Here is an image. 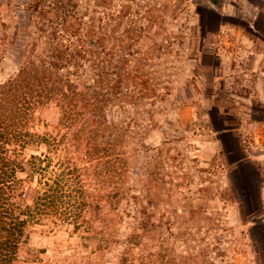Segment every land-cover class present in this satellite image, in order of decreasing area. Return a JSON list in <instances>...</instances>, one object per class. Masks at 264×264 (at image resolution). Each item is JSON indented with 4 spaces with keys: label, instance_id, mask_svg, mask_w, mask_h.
Instances as JSON below:
<instances>
[{
    "label": "rangeland",
    "instance_id": "374dc122",
    "mask_svg": "<svg viewBox=\"0 0 264 264\" xmlns=\"http://www.w3.org/2000/svg\"><path fill=\"white\" fill-rule=\"evenodd\" d=\"M26 60L64 94L31 84ZM0 92V132L25 135L0 140L14 200L71 156L87 203L123 204L120 229L107 204L84 241L32 226L10 264H264V0H0ZM98 103L107 151L79 157ZM32 155L48 156L44 175Z\"/></svg>",
    "mask_w": 264,
    "mask_h": 264
},
{
    "label": "trees",
    "instance_id": "16d2710c",
    "mask_svg": "<svg viewBox=\"0 0 264 264\" xmlns=\"http://www.w3.org/2000/svg\"><path fill=\"white\" fill-rule=\"evenodd\" d=\"M25 64H29L30 66H32V69L30 71L32 78L29 79L30 81H32L31 84H39V86H43L42 90L46 91L45 94L51 93L53 91H60V94H64V92H62V89H59L60 86L58 87L59 80H57V78L45 76L46 73H49V68L47 66L41 65L38 68H35L36 66L34 67V62H31L30 60H26ZM25 64L19 69L20 73H23L25 72V70H27ZM38 72L41 74V78ZM53 75H55L54 72ZM31 84L28 85L30 86ZM67 87L68 86H66V88ZM31 90L33 91V88H31ZM100 97H103V95H101ZM100 97L98 98V96H96L94 100L99 102L101 101ZM70 105L71 103H68L67 109H70ZM92 107L94 108L93 110H96V112L98 113L97 119L95 121L96 125L94 126V128L91 129L89 127V123H87L80 129H78L77 132L73 135V141L83 142L84 140H82L81 137L86 138L85 142L88 143V148L84 153L79 152V146L75 145V147L78 148V152L80 153L79 157L83 156V158H88L90 155L102 151V148L107 151V147L99 143L101 141L100 136H102L99 133L103 131L98 127H100L101 125L102 127H105L106 123L109 120L105 119L103 111H101L102 106L99 105V103L98 105L96 104ZM19 119L20 116L14 117V122ZM121 121L122 120L118 115L117 120L113 123V125L117 126L121 123ZM25 133L26 137H28L27 140L36 139L37 141H42L43 143L52 140L50 138H47V136H35L30 135L27 132ZM24 137L25 135H21L19 137L16 136V134H11V132L8 133L7 131L6 133L0 132L1 143L2 141L12 142L15 141V139L19 138L24 139ZM27 140L19 141L25 142ZM44 145L47 146V144ZM62 145L64 146L63 143ZM50 147L53 148V143H50ZM4 150L5 148L0 147V153H4ZM1 157L0 167H6L0 168V173H2L0 174V264L12 263L14 257H16L19 244L26 238L32 226L48 225V227H54V225L57 226L59 223H69L72 225V230L75 232V234H77L79 238L84 241L88 237H86L83 233L91 232L93 222H100L104 218L106 220L105 212L107 210V204L109 208H111V206L113 207L112 210L109 208L108 209L110 211H113L117 219L121 220L119 224L111 223L110 225L112 227H117L120 229L122 219L117 215V213H122L121 206L123 204H121V201L118 200V194L116 192H106V194L104 195L105 199H102L106 204L105 207L103 206L104 204L100 202L101 198L98 200L91 199L87 203V198L89 197L84 189V186L82 185L83 182L81 181V176L79 174L78 168H76V166L73 164V157L65 156L61 161H58L59 172L55 174V177L51 180H48L49 178H46L40 181V184L44 187L42 190H37L36 192L31 190L32 192H34V194L32 196L30 204H23L14 200L13 189H15L16 184L20 183L13 175L15 174L16 165H10L11 167L9 166L10 169L9 171H7V166L10 162L8 159H4ZM98 159L101 160L103 158ZM48 160V156L45 155L42 158H40L39 156H30V158L26 160V166L28 168L29 174L33 175L34 172H37L44 175V172L46 170L45 168L49 166L43 165V163L46 162V164H50V161ZM39 162H41L42 164H39ZM24 165L25 164H21L19 168L24 170ZM3 176H5V179L8 178L10 180L4 181V179L2 178ZM130 188L132 192L135 191L133 186ZM25 195L26 193H24L22 196L25 197ZM19 196H21V194H19ZM127 197H131L130 191L128 192ZM88 264H91V262Z\"/></svg>",
    "mask_w": 264,
    "mask_h": 264
},
{
    "label": "water",
    "instance_id": "95a60500",
    "mask_svg": "<svg viewBox=\"0 0 264 264\" xmlns=\"http://www.w3.org/2000/svg\"><path fill=\"white\" fill-rule=\"evenodd\" d=\"M213 1H215V0H213ZM216 5H217L218 7L221 6V4H220L219 2H216Z\"/></svg>",
    "mask_w": 264,
    "mask_h": 264
},
{
    "label": "crops",
    "instance_id": "0c3cea01",
    "mask_svg": "<svg viewBox=\"0 0 264 264\" xmlns=\"http://www.w3.org/2000/svg\"><path fill=\"white\" fill-rule=\"evenodd\" d=\"M222 6V5H221ZM224 6V5H223ZM235 165V164H234ZM264 199V198H263Z\"/></svg>",
    "mask_w": 264,
    "mask_h": 264
}]
</instances>
